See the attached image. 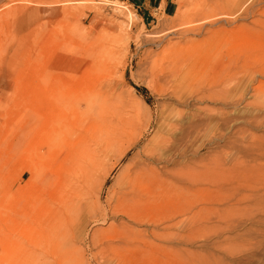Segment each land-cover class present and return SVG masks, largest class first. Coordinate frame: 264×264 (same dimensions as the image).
Returning <instances> with one entry per match:
<instances>
[{"label":"rangeland","instance_id":"obj_1","mask_svg":"<svg viewBox=\"0 0 264 264\" xmlns=\"http://www.w3.org/2000/svg\"><path fill=\"white\" fill-rule=\"evenodd\" d=\"M130 2L0 4V231L11 235L15 263L264 264V0H230L232 13L208 19L205 10L216 0H172L171 14L158 11L150 17ZM193 12L196 22L177 26ZM171 50L179 51L177 57L163 67L174 76L151 80L149 61ZM194 50L206 65L189 74ZM105 81L137 115L138 132L131 135H138L113 143L90 141L105 168L121 160L106 178L99 201L95 190L86 199L99 219L65 212L61 252L49 253L40 204L65 161L63 147L46 143L43 136L45 99L52 88V94L79 96L80 88ZM208 83L214 89H207ZM164 130L170 133L163 155L173 188L166 204L148 213L157 221L156 234L144 225L102 220L128 164ZM134 138L138 144L121 156ZM27 152L32 167L24 166ZM17 188L21 193H14ZM129 227L135 234L131 249H116L125 243L120 237Z\"/></svg>","mask_w":264,"mask_h":264},{"label":"bare ground","instance_id":"obj_2","mask_svg":"<svg viewBox=\"0 0 264 264\" xmlns=\"http://www.w3.org/2000/svg\"><path fill=\"white\" fill-rule=\"evenodd\" d=\"M229 1L230 0H216V2H214L213 4H210L208 6V8L205 10V11H207V14L205 12V14H206L205 17L208 19L207 16H209L213 13L214 14L218 13V15H217L218 17L221 14L225 15L228 13H232L230 8L232 7L233 1H232V3H229ZM200 9L201 8L199 7L198 11H200ZM246 13H247V11H246ZM195 15H196V12L193 14V16L188 17L187 20L184 18V15H183L182 21L177 26L180 27L181 25H184V24L186 25L187 23L190 24V22L197 20L196 18L198 16H195ZM202 17H204V16L201 15V18ZM205 19H204V21H207ZM199 21H200V19H199ZM200 25H201V23H200ZM200 25L197 26L196 29L202 26V25L201 26ZM190 28H192V27H190ZM191 30H195V29H190L189 31H191ZM186 31H188V30H186ZM97 36H98V34L96 35V39H97ZM98 37L100 39V36H98ZM100 40L102 41V39H100ZM98 42H95V43H97V45H98ZM93 43H94V41H93ZM102 44H103V41L101 44H99V46H100L99 48H102V50H104L105 47ZM101 45H102V47H101ZM112 48L114 50H116V48H114V47H112ZM108 50H110V48ZM111 51H108L106 53L107 56ZM113 51H112V53H113ZM99 52H100V50H99ZM116 52H117V50H116ZM178 52L179 51H172L171 50V52H169V54H165V52L163 54L161 53L162 55L156 54L155 57L153 59H151V61H149L146 73L151 78V80H153V81L158 80L159 81L161 79H164L165 81L166 80L168 81L169 78L174 76L172 74V72L164 71L163 64L165 62H168L171 60L173 61V59H175L177 57L176 54ZM113 55H115V53ZM113 55H111V56H113ZM191 55L193 58L191 60H189L191 62L187 63L188 64L187 65V72L190 74L192 71H195V70L198 72L202 71L206 65L205 60H203L202 57L199 56L198 50L192 51ZM88 57H90V56H88ZM88 57H86V58H88ZM86 58L84 60H86ZM57 71L58 70H56V72ZM53 72H55V71H53ZM216 79L214 80V77L212 78L213 82H215V85H216V83L218 84V82H216ZM212 80H211V83L210 82L209 83L213 84V86H214V83H212ZM107 81H109V80H107ZM107 81L103 82V84H100L98 87H95L94 83H93V85H90V84L86 85L85 88H83L81 86L82 88H80V89H82V91H80V95L77 94L79 96H71L69 94H60V93L52 94L53 93V92H51L53 90V88H52V90L49 93H47L48 96L46 97V99L44 98L45 103H44L43 107H44L45 111L43 113L44 114L43 118L45 120L44 121L45 122V129H44V135L43 136H44V139L46 140V143H49L51 145L52 144L53 145H61L63 147V149H64L63 160L65 161L64 165L63 166L61 165L62 167L60 168L57 176H56V174L54 175V173H52L54 176H56V178H54L52 181H50V185H49L50 189L48 188L49 191L46 190L45 188L42 190V191L46 190L48 192L47 194L45 192L42 194V195L46 194L47 198L46 199L43 198V199H45V200H43L42 199L43 196L40 197L43 201L40 204L42 206L41 208L43 211L42 215H44V218H45V225H44L45 226V232L42 233L43 234L42 236H44V238L47 242L46 244H44L45 250L49 253L50 252H55V253L61 252V244L59 243L61 241L60 240L58 241V239H61L60 237L64 236V235H62V232H63V227H65V225H66L65 222L67 220L65 212H68L71 210V214H73L74 213L73 210H77L78 213L86 212L87 213L86 217L88 216V218H90V219L95 218V220H96V218H98V216L96 215L97 213H95V208L92 207L93 206L92 204H91L92 206L89 205L90 202L87 203L86 199L89 197V195H91L93 190H95V198L97 201H99L101 191L103 189V184H104L106 178L108 176H110L109 174H110L111 170L121 160L120 159L119 161H117L114 164V166H111L109 168H105L104 166H102L103 164H101L102 160H103L102 156L100 155L101 156L100 157L99 154L90 147V141L92 140L93 142H95V141H97L95 139H102V140L105 139V142H106V140H108V141L113 143V141L116 142V141H120V140H124V141L127 139L129 140L130 135L136 130V127L138 125L137 115L126 104H124L123 102H121L120 100H118L117 98H115L113 96L111 86L109 85V82L107 83ZM217 81H218V79H217ZM209 83L207 84V89H209L210 87L213 88L212 85L209 87V85H210ZM217 86H219V85H217ZM40 87H41V85H40ZM214 87H216V86H214ZM44 88H45V86H44ZM31 89H32V87H31ZM48 89H50V88L48 87ZM42 90L44 91V89H42ZM42 90H40V91L42 92ZM47 90H46V92H47ZM46 92H44V93H46ZM65 92H67V90ZM203 92H202V94H203ZM213 92H215V90H213ZM70 93H71V91H70ZM209 93H211V92H209ZM33 94H35V93H33ZM214 97H215V95H214ZM156 133H158V132H156ZM169 134L170 133H168L167 130L161 131L156 136V138L154 137L155 139H153L152 142H150L149 147L144 148V150L142 152L137 153V158L135 160H133V162L131 164H128L124 174L122 175V178L119 179V181L120 180L121 181L119 183L120 184L119 187L117 186L118 189H116V191L114 192V194L111 197V201L105 207V215L103 216V214H102V216H101L102 220L105 221V220L111 219L110 221H120V224H123L125 226H127L126 225L127 223L134 224V225H140V226L144 225V226L151 228V229H149L148 233H150L151 235L156 234L155 228L157 227V221L155 219V216H151L148 213L152 210L160 208L159 206L164 205V203L166 204V202L170 199V196L172 195L171 191L173 188L171 186V182H169L171 180L170 179L168 180L169 176L172 179L171 175H173V174L171 171L170 172L168 171L169 169H166L167 165L169 164V161L163 155V151H164V149H166V146L169 143V138H170ZM137 135L138 134H135V136H137ZM131 136H132V138L135 137L134 135H131ZM27 137H26V140H27ZM23 141H24V139H23ZM23 141H22V143H23ZM138 142H139V138H134L131 142H128L129 144H127V146L124 147L121 156H124L125 153L129 149L135 147L138 144ZM93 145L91 144V146H93ZM19 149H18V147H16V149L14 148V153H16L17 150H19ZM27 156H28L29 160L27 159L28 162H25L24 166L30 165V162H31L30 161L31 153H28ZM17 157H18V155H17ZM32 159H34V158H32ZM22 164H24V163H22ZM57 169H59V168H57ZM180 173H182V172H180ZM182 174L180 177H184ZM49 175H47L48 178H49ZM184 175H186V174L184 173ZM178 176H179V173H178ZM29 180L26 183L27 185L30 182ZM44 181L46 184L47 180L44 179ZM15 191H14V193H21L20 191H22V190H21V188H17V189H15ZM23 191H24V187H23ZM173 191H174V189H173ZM253 192H255V191H253ZM257 194H258V192H257ZM261 195L262 194H260V196ZM251 196L254 197L255 194L251 195ZM260 196L258 199L254 200V204H256V202L260 201V198H262ZM41 199H40V201H41ZM95 203H97V202H95ZM97 204H95V205H97ZM22 213H24V212H22ZM74 214H77V213H74ZM82 214H84V213H82ZM92 214H94V215L91 216ZM68 215L70 216V214H68ZM80 215H81V213H80ZM89 215H90V217H89ZM77 216H78V214H77ZM83 217L85 218V215ZM73 219L75 220L74 217H73ZM73 219H71V221L69 220L70 223L74 222ZM42 220H44V219H41V221ZM72 220H73V222H72ZM100 222L102 223V221H100ZM111 224L112 223H110V225ZM129 229L130 230H128V232L126 234L124 233V235L122 234L120 237L121 240L125 243L123 245H121L119 248L111 246L112 248H116L119 250H123V249L130 250L131 249V246H129V245L130 244L133 245L132 243H133V240L135 239L134 238L135 234L133 233V231L131 230L130 227H129ZM43 230H44V228H43ZM64 230H65V228H64ZM122 232H124V231H122ZM44 233H45V235H44ZM136 233H138V232H136ZM140 233H141V231H140ZM63 234H64V232H63ZM95 239H96L95 235L93 234L91 237V241L93 243H95ZM13 245L14 244H13L10 233H8V232L7 233L6 232L1 233V231H0V250H1V252H0V264H17V263H15L16 262L15 258H17V254L15 252H17V251L13 250L14 249ZM62 246L64 247V245H62ZM66 247H67V245H66ZM70 247H69V249H70ZM104 247H106V246H104ZM42 249L43 248H41V250ZM116 249H114V250H116ZM31 251H33V250H31ZM74 251H76V250H74ZM66 253H68V255H69V253L72 254V251L68 250V251H66ZM19 256H20V253H18V257ZM62 256H63V254H62ZM66 256H67V254H66ZM23 260H24L23 264H28V263H24L27 260H25V259H23Z\"/></svg>","mask_w":264,"mask_h":264},{"label":"crops","instance_id":"obj_3","mask_svg":"<svg viewBox=\"0 0 264 264\" xmlns=\"http://www.w3.org/2000/svg\"><path fill=\"white\" fill-rule=\"evenodd\" d=\"M5 0H0V4ZM129 1V0H126ZM130 4L141 11L145 16H152L155 12H162L164 15L174 11L172 0H130Z\"/></svg>","mask_w":264,"mask_h":264}]
</instances>
